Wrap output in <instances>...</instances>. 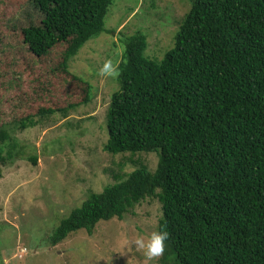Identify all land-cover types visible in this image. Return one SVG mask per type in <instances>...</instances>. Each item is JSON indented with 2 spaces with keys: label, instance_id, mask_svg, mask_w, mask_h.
Segmentation results:
<instances>
[{
  "label": "trees",
  "instance_id": "16d2710c",
  "mask_svg": "<svg viewBox=\"0 0 264 264\" xmlns=\"http://www.w3.org/2000/svg\"><path fill=\"white\" fill-rule=\"evenodd\" d=\"M188 1L174 48L162 60L146 56L145 35L126 39L119 91L107 111L103 150L129 154L130 161L154 153L155 171L141 165L90 193L55 229L52 247L156 198L157 232L168 233L161 264H264V0ZM112 4L28 0L6 22L0 73L19 78L43 65L49 76L60 75L62 99L72 102L40 115L66 113L81 97L89 101L91 86L68 65L105 31ZM13 125L23 131L36 124L27 116ZM12 134L0 127V165L22 150Z\"/></svg>",
  "mask_w": 264,
  "mask_h": 264
},
{
  "label": "rangeland",
  "instance_id": "374dc122",
  "mask_svg": "<svg viewBox=\"0 0 264 264\" xmlns=\"http://www.w3.org/2000/svg\"><path fill=\"white\" fill-rule=\"evenodd\" d=\"M27 1L0 0V36L18 6ZM190 8L188 0H113L105 31L69 61L70 72L92 90L89 101L77 99L80 104L66 113L40 115L42 109L72 103L62 99L60 75L49 76L43 65L26 68L19 78L8 79L4 75L8 69L2 70L0 127L13 130L22 150L7 166L0 165V264H161V255L148 260L133 243L138 238L147 242L157 232L162 210L156 198L143 200L123 220L99 223L91 235L84 230L73 233L56 247L48 239L90 193H101L117 176L141 165L155 171L154 153L137 154L130 161L129 154L103 150L108 140L107 111L119 91L118 66L126 39L145 35L146 56L162 60L174 48ZM26 59L21 56L20 65L26 66ZM106 61L112 62L118 75L99 74ZM42 88L55 92L40 95ZM27 116L34 127L14 128L13 122Z\"/></svg>",
  "mask_w": 264,
  "mask_h": 264
},
{
  "label": "clouds",
  "instance_id": "9594fccd",
  "mask_svg": "<svg viewBox=\"0 0 264 264\" xmlns=\"http://www.w3.org/2000/svg\"><path fill=\"white\" fill-rule=\"evenodd\" d=\"M100 75L115 77L118 75L117 69L112 65L111 61H106L100 69ZM168 240V233L164 231L153 232L147 242L143 239L133 241L138 250H142L148 260L159 257L165 250V242Z\"/></svg>",
  "mask_w": 264,
  "mask_h": 264
}]
</instances>
